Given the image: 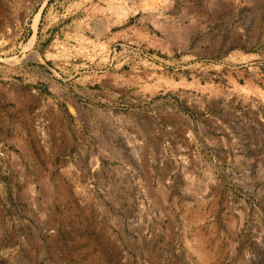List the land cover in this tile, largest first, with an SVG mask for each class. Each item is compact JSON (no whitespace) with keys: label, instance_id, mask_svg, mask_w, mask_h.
Segmentation results:
<instances>
[{"label":"rangeland","instance_id":"1","mask_svg":"<svg viewBox=\"0 0 264 264\" xmlns=\"http://www.w3.org/2000/svg\"><path fill=\"white\" fill-rule=\"evenodd\" d=\"M0 264H264V0H0Z\"/></svg>","mask_w":264,"mask_h":264}]
</instances>
